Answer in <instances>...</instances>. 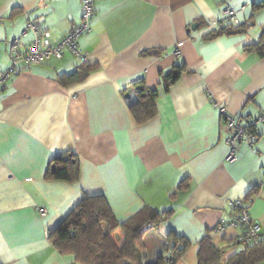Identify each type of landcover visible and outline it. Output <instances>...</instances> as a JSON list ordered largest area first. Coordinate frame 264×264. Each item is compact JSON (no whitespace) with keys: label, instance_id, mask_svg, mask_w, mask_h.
<instances>
[{"label":"crops","instance_id":"obj_1","mask_svg":"<svg viewBox=\"0 0 264 264\" xmlns=\"http://www.w3.org/2000/svg\"><path fill=\"white\" fill-rule=\"evenodd\" d=\"M260 1L228 0L247 26L210 36L225 7L218 0H94L90 31L78 39L94 65L84 79L66 81L83 65L66 49L61 58L18 66L0 88V264H79L48 234L85 196L103 197L118 222L143 207L172 211L145 230L147 261L169 253L168 232L188 242L174 264H196L207 232L222 261L238 251L229 246L234 230L213 232L231 216L233 199L243 200L264 238V124L229 162L218 111L245 122L264 109V51L246 50L264 28ZM80 8L81 0H0V71L10 64L12 39L29 48L28 22L54 45ZM176 66L165 89L161 77ZM138 83L157 92L156 114L143 123L128 106ZM64 151L75 155L72 181L48 177Z\"/></svg>","mask_w":264,"mask_h":264},{"label":"trees","instance_id":"obj_2","mask_svg":"<svg viewBox=\"0 0 264 264\" xmlns=\"http://www.w3.org/2000/svg\"><path fill=\"white\" fill-rule=\"evenodd\" d=\"M264 7L261 0L255 9ZM247 24H226L219 26L210 36L218 34H233L242 32ZM209 36V37H210ZM248 51L262 54L264 51V28L255 44L246 47ZM94 68L93 64L83 63L72 74L66 76V81H79ZM179 68L162 75L165 89L171 85ZM135 98L128 102L129 111L136 123H143L156 114L155 98L157 92L147 89L140 83L135 90ZM128 99V97L126 96ZM48 177L55 180L72 181L76 179L78 168L72 151H64L53 157ZM172 211H156L150 207H143L123 222H118L112 215L105 199L101 196H85L73 210L51 231L48 239L62 255H71L79 264H174L173 261L181 257L188 242L180 236L168 232L164 237L173 241L165 249L169 253L159 255L155 260H144L146 248L143 240L145 230L157 227L166 222ZM115 231H119L122 238L117 241ZM210 232L198 241L196 264H262L264 262V238L243 246L238 251L222 261L221 250L213 244ZM180 246H177V243ZM168 259H171L169 262Z\"/></svg>","mask_w":264,"mask_h":264},{"label":"built area","instance_id":"obj_3","mask_svg":"<svg viewBox=\"0 0 264 264\" xmlns=\"http://www.w3.org/2000/svg\"><path fill=\"white\" fill-rule=\"evenodd\" d=\"M44 1V0H39ZM225 5L222 17L218 21V26L226 24H239L236 11L230 7L228 0H218ZM94 13V0H81L80 18L78 22H70L66 35L54 45L48 44L47 34L38 30L33 22H28L26 28L32 30L34 37L29 48L23 51L20 47L19 38H14L9 43V66L0 71V88L5 81L18 71V66H33L43 63L45 60L56 57H62L64 49L70 51L82 63H89V55L81 50L78 46V39L83 34L90 31V23ZM25 31L23 32V34ZM179 55V50L174 51ZM219 115L223 129L227 136L224 139L228 151L226 160L234 162L237 159V151L240 143L245 142L252 147V144L258 139L260 125L264 124V109L261 110L254 118L245 122L240 121L233 115L229 114L225 107H218ZM232 213L229 218H221L213 232H222L226 229L234 230V235L229 242V246H246L262 238L261 224L253 219L249 209L244 205L242 199H233L229 201ZM40 216L46 215L44 207L37 208ZM166 244H168L166 242ZM171 262V259H168Z\"/></svg>","mask_w":264,"mask_h":264},{"label":"water","instance_id":"obj_4","mask_svg":"<svg viewBox=\"0 0 264 264\" xmlns=\"http://www.w3.org/2000/svg\"><path fill=\"white\" fill-rule=\"evenodd\" d=\"M54 168H55L54 165H52V166H51V171H54Z\"/></svg>","mask_w":264,"mask_h":264},{"label":"rangeland","instance_id":"obj_5","mask_svg":"<svg viewBox=\"0 0 264 264\" xmlns=\"http://www.w3.org/2000/svg\"><path fill=\"white\" fill-rule=\"evenodd\" d=\"M263 8V7H262ZM237 247H239V246H237ZM220 264H222V263H220Z\"/></svg>","mask_w":264,"mask_h":264}]
</instances>
